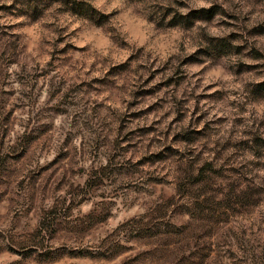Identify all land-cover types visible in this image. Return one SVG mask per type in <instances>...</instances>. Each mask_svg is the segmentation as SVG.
Returning a JSON list of instances; mask_svg holds the SVG:
<instances>
[{
	"label": "rangeland",
	"instance_id": "rangeland-1",
	"mask_svg": "<svg viewBox=\"0 0 264 264\" xmlns=\"http://www.w3.org/2000/svg\"><path fill=\"white\" fill-rule=\"evenodd\" d=\"M0 264H264V0H0Z\"/></svg>",
	"mask_w": 264,
	"mask_h": 264
}]
</instances>
